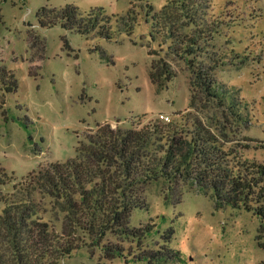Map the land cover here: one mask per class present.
Wrapping results in <instances>:
<instances>
[{
	"label": "rangeland",
	"instance_id": "374dc122",
	"mask_svg": "<svg viewBox=\"0 0 264 264\" xmlns=\"http://www.w3.org/2000/svg\"><path fill=\"white\" fill-rule=\"evenodd\" d=\"M66 4L82 15L101 9L117 20L131 10L136 17L132 33L118 31L115 18L111 40L60 24L40 26V8ZM149 5L153 13L163 6L180 13L179 0L0 2V67L11 71L17 83L7 92L0 80V166L9 176L0 194L17 193L39 166L74 157L96 123L143 125L160 120L159 114L187 127L200 121L226 149L264 162V0H208L196 17L201 27H213L212 36L184 58L167 50L170 39L161 45L151 40ZM185 23L183 19L173 29L192 32L194 26ZM189 59L197 66L219 61L209 71L216 98L195 76ZM152 60L159 67L164 62L162 71L174 76L165 80L168 74L163 73L152 82ZM141 188L148 207L132 209L130 225L154 223L152 234L138 243L109 233L105 240L121 243L124 257L107 260L99 248L91 254L82 247L58 264H264L259 245L264 242V220L251 211L217 206L212 190L180 179L159 178ZM34 198L39 216L60 230L64 213L54 200L40 193ZM4 206L0 201V214ZM170 225L174 234L169 246L179 251L180 259L130 260L129 253L161 246V234Z\"/></svg>",
	"mask_w": 264,
	"mask_h": 264
},
{
	"label": "trees",
	"instance_id": "16d2710c",
	"mask_svg": "<svg viewBox=\"0 0 264 264\" xmlns=\"http://www.w3.org/2000/svg\"><path fill=\"white\" fill-rule=\"evenodd\" d=\"M207 1L179 0L180 13L171 12L167 6L153 13L149 5L151 40L161 45L170 39L167 50L171 54L181 58L192 55L199 42L213 33V27L197 23V13ZM36 15L42 27L60 24L82 35L94 32L95 37L107 40L114 37L113 23L118 31L130 35L136 21L131 10L117 20L114 15H103L101 9L82 15L71 4L43 6ZM183 19L186 26H194L192 32L183 34L173 29ZM219 64L197 66L189 59L193 73L215 98L218 95L213 93L215 82L209 71ZM164 65L163 62L159 67L158 61L152 60V82L163 73L168 74L165 80L174 76L168 70L162 71ZM0 80L7 92L17 88L13 73L2 67ZM151 145L156 149L149 151ZM159 178L180 179L202 190L210 189L217 206L243 208L264 220V162L243 158L233 148L226 149L200 121H193L189 127L158 119L127 127L104 121L86 131L74 157L63 163L41 165L17 193L0 194L5 204L0 214V264H58L82 247L91 254L99 248L107 260L124 257L122 244L105 238L110 233L139 243L153 233L154 223L131 226L130 215L134 208L148 207L141 185ZM8 180L0 166V185ZM35 193L50 196L64 213L60 230L39 216ZM173 234L170 225L161 234V246L129 253L130 260L180 259L179 251L169 246ZM259 245L264 248V242Z\"/></svg>",
	"mask_w": 264,
	"mask_h": 264
},
{
	"label": "built area",
	"instance_id": "2783aa9c",
	"mask_svg": "<svg viewBox=\"0 0 264 264\" xmlns=\"http://www.w3.org/2000/svg\"><path fill=\"white\" fill-rule=\"evenodd\" d=\"M159 119L163 122H169L170 121L169 116L165 115V114H159Z\"/></svg>",
	"mask_w": 264,
	"mask_h": 264
}]
</instances>
